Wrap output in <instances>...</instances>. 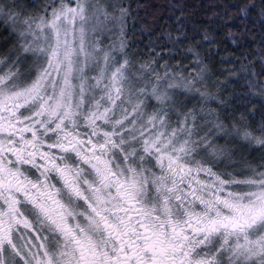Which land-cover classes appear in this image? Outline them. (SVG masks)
Here are the masks:
<instances>
[{
    "label": "snow or ice",
    "instance_id": "snow-or-ice-1",
    "mask_svg": "<svg viewBox=\"0 0 264 264\" xmlns=\"http://www.w3.org/2000/svg\"><path fill=\"white\" fill-rule=\"evenodd\" d=\"M141 7L0 0V264H264V159L236 160L264 151V112L249 110L264 105V0L209 5V20L260 18L258 51L222 57L224 80L183 10L134 50Z\"/></svg>",
    "mask_w": 264,
    "mask_h": 264
},
{
    "label": "trees",
    "instance_id": "trees-1",
    "mask_svg": "<svg viewBox=\"0 0 264 264\" xmlns=\"http://www.w3.org/2000/svg\"><path fill=\"white\" fill-rule=\"evenodd\" d=\"M245 0H130L133 8L136 6L143 5V7L137 9L136 17L139 19H130L127 28V39L134 44L133 49L139 50L147 54V45L150 40H155L156 36H149L147 34L146 25L151 23V21L156 17H162L156 21V34L158 35L162 26L167 24L169 31L175 32L176 24L175 17L181 15V10H183L185 19L183 23L186 25V31L189 36L187 43L195 44L202 42L203 33L207 30L212 37L215 39V44H204L200 49L201 55L204 56L205 53L208 54L207 63L213 67V71L220 76L221 80H224L228 73L223 71L225 69L231 68L233 63H221L222 57H234L238 60H243L244 55H249L253 51H258V38L261 32V23L258 15V9L251 12L247 18L240 16H235L231 20H221L219 16L213 17L209 20L210 8L209 5L213 3H218L224 5L223 8H217L215 11L220 13L221 16L228 13H234L236 9L233 5H240L244 3ZM172 5H179V8H174ZM245 26L252 30L257 36V43H250L249 40H243L239 35L233 37L236 39L237 44L232 43V39L228 37V33L231 31L233 33H240L245 30ZM241 46H237V45ZM4 45V44H3ZM244 55H241V54ZM255 59V57H252ZM182 59L179 53L176 54L175 63L177 60ZM187 63V61H185ZM223 71V75L220 73ZM243 81H241V84ZM235 88L233 93L232 89ZM246 93V89L241 87L239 84H231L228 88L224 89L223 97L225 99H232L233 103L229 106L236 107L241 111L243 101L235 100V96ZM255 108L257 111L255 113L256 121L261 119V112H264V105L256 103L249 106V110ZM251 120L252 117H249ZM262 155V152L260 151ZM262 159H264L262 155Z\"/></svg>",
    "mask_w": 264,
    "mask_h": 264
},
{
    "label": "rangeland",
    "instance_id": "rangeland-1",
    "mask_svg": "<svg viewBox=\"0 0 264 264\" xmlns=\"http://www.w3.org/2000/svg\"><path fill=\"white\" fill-rule=\"evenodd\" d=\"M5 47L6 45H3V43H0V50H2ZM133 47H134V44H133ZM210 90L215 91V89H210ZM214 106L215 105H213V107ZM221 143H223V141H221ZM237 148H238V152H237L236 160L238 162V169L240 167H243L245 162L252 163V164H258L262 160V155L264 157V151H261L262 152V155H261L260 151L253 150V148L251 147L237 146Z\"/></svg>",
    "mask_w": 264,
    "mask_h": 264
}]
</instances>
